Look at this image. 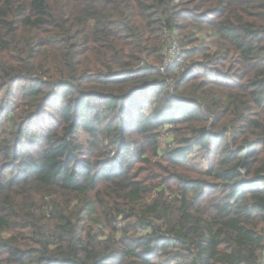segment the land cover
<instances>
[{
    "label": "trees",
    "instance_id": "obj_1",
    "mask_svg": "<svg viewBox=\"0 0 264 264\" xmlns=\"http://www.w3.org/2000/svg\"><path fill=\"white\" fill-rule=\"evenodd\" d=\"M263 251L264 0H0V264Z\"/></svg>",
    "mask_w": 264,
    "mask_h": 264
},
{
    "label": "built area",
    "instance_id": "obj_2",
    "mask_svg": "<svg viewBox=\"0 0 264 264\" xmlns=\"http://www.w3.org/2000/svg\"><path fill=\"white\" fill-rule=\"evenodd\" d=\"M181 54L182 50L178 41H171V43L162 50L164 60L160 66V70L165 71L166 69L173 67L179 61ZM257 264H264V251Z\"/></svg>",
    "mask_w": 264,
    "mask_h": 264
},
{
    "label": "rangeland",
    "instance_id": "obj_3",
    "mask_svg": "<svg viewBox=\"0 0 264 264\" xmlns=\"http://www.w3.org/2000/svg\"><path fill=\"white\" fill-rule=\"evenodd\" d=\"M204 36H202V40L205 42L206 45L212 46L213 48L217 49V44H216V36L215 35H206L203 33ZM172 141V136L171 133H166L164 136L160 138V145L163 149H165L168 146V143Z\"/></svg>",
    "mask_w": 264,
    "mask_h": 264
}]
</instances>
